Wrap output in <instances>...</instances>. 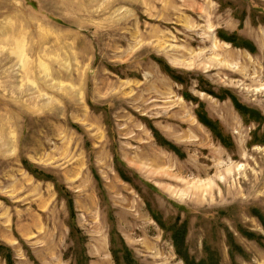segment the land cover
I'll use <instances>...</instances> for the list:
<instances>
[{
    "label": "rangeland",
    "instance_id": "obj_1",
    "mask_svg": "<svg viewBox=\"0 0 264 264\" xmlns=\"http://www.w3.org/2000/svg\"><path fill=\"white\" fill-rule=\"evenodd\" d=\"M178 221L193 264H264V0H0V240L14 263L78 264L85 249L116 264L113 240L121 264H186Z\"/></svg>",
    "mask_w": 264,
    "mask_h": 264
},
{
    "label": "trees",
    "instance_id": "obj_2",
    "mask_svg": "<svg viewBox=\"0 0 264 264\" xmlns=\"http://www.w3.org/2000/svg\"><path fill=\"white\" fill-rule=\"evenodd\" d=\"M220 38L222 40H224V41H227V42L233 44L235 47H240L237 44V42H235L234 39H230V38L224 37L223 35L221 36V34H220ZM241 48L248 49L251 53H255L256 52V49H255V47L252 44L248 45V44L245 43V45L244 44L241 45ZM158 63L161 64V62H159V61H158ZM169 71H171L169 69V67L166 70L164 69L165 73H167L168 75L173 77V75ZM213 95H215V94H213ZM185 97L188 100H193L192 97H190L189 95H185ZM217 97L220 98L221 100H225L226 98L227 99L229 98L232 101V103L235 106V108L240 112V114L243 117L248 118L249 115L252 116L251 119H249V121L250 120H256L255 118H257V120L261 119L260 113L254 112V111H252V110H250L248 108H245L234 96L229 95V93H227L226 95L217 96ZM197 118H198L199 122L202 123L204 126H206L213 133V135L216 137V139H218L225 147L232 148L233 143L230 140V138L226 137L224 135L223 130H222V128L220 127V125L218 123L213 122L212 120L209 119V117L207 116V114H206V112L204 110V106L202 104L197 109ZM155 135L158 138L157 132H155ZM158 140H160V139L158 138ZM160 142H161V144L163 146H169L170 150H172L174 152L177 151L176 148L173 145H170L166 141L161 140ZM115 163H116V170H117L118 174L120 175V177L123 180L131 183L132 179L128 178V176H127L128 175V173H127L128 171H125L123 169V165H122L121 161L116 159ZM25 167L36 178L42 179V180H51L50 177H47L46 175H44V173L38 171L37 168L35 169L30 163H26ZM54 183H55V187H56V190H57L58 194L61 197H64L67 200L68 208L72 212V217H71V222L72 223H71V229L70 230H71L72 236H74L75 235V231H77V227H76V224H75V214H74L73 199L71 197L70 192L67 191L64 186L59 185L56 180H54ZM155 219L158 221V223L162 227H164V224L159 221L158 217H155ZM167 230L172 234L171 238H172V242L174 244V247H175L177 255L179 257H181L186 262V264H193L189 260V255H188L187 250H186V237L188 235L187 223L179 225V221H178V222L174 223L172 225V227L167 229ZM111 243H112L111 253H112L113 257H114V261H115L116 264H121L120 256H119V253H118V250H117V246H116V242H113V240H112ZM128 254L129 253H127L125 255L126 259H127L129 264H133V263H131L132 260H131V258L129 257ZM0 258L3 259L6 262V264H15L14 260H13L12 250L8 246H6L4 243H2L1 240H0ZM88 260L89 259L86 256L85 249H83L82 253H81V256L78 259V264H89ZM202 264H205V263H202ZM209 264H211V263H209Z\"/></svg>",
    "mask_w": 264,
    "mask_h": 264
}]
</instances>
